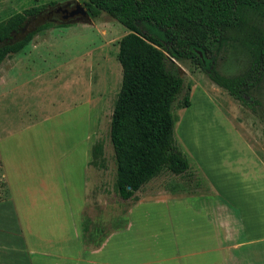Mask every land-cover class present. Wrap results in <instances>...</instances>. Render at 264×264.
<instances>
[{
	"label": "rangeland",
	"instance_id": "1",
	"mask_svg": "<svg viewBox=\"0 0 264 264\" xmlns=\"http://www.w3.org/2000/svg\"><path fill=\"white\" fill-rule=\"evenodd\" d=\"M71 1L0 0V20L34 5H43L46 11ZM249 19L264 31V11L250 12ZM50 21L54 25L37 32L0 64V72H4V78L0 76V134L6 128L3 134L9 137L4 156L8 165L11 162V189L19 201H48L45 195L57 191L62 176L83 175L78 159H83L85 149L82 152L78 146L89 145L86 163L93 159L94 164L88 174L89 199L82 216L86 247L97 245L121 227L127 208L137 201L158 198L173 190L181 194L207 192L208 181L217 190L237 196L240 190L234 181L240 180L241 172L246 177L260 178L264 184L262 171L249 155L253 152L264 167V75L253 91L257 103L249 108L211 82L194 60L173 59L182 78V90L172 106L176 116L173 137L189 169L181 175L162 171L134 193L136 200L119 198L113 186L115 165L109 123L121 79L116 59L118 40L128 30L103 12L90 20L62 24L54 18ZM212 54L216 69L225 75L241 72L248 63L246 51L234 42L213 47ZM185 95L190 105L187 107L182 106ZM82 101L89 113L88 125H83L80 112L69 111ZM183 127H187L186 136ZM95 144L101 145V152L93 158ZM99 193L103 196L97 198ZM6 195L7 188L0 181V202ZM17 229L16 217L7 203L2 204L1 264H25L21 254L16 259L19 262L12 261L14 251L21 248Z\"/></svg>",
	"mask_w": 264,
	"mask_h": 264
},
{
	"label": "trees",
	"instance_id": "2",
	"mask_svg": "<svg viewBox=\"0 0 264 264\" xmlns=\"http://www.w3.org/2000/svg\"><path fill=\"white\" fill-rule=\"evenodd\" d=\"M81 4L88 17L103 12L128 30L118 40L121 79L110 115L109 141L114 190L123 200H136L134 193L162 171L181 175L189 169L173 137L172 106L182 90V78L168 57L194 60L211 82L252 108L257 103L253 91L264 75V31L249 14L264 11V0H82ZM44 9L34 5L0 20V63L37 32L54 25L32 22ZM223 42H234L246 51L248 63L241 72L225 75L216 69L212 48ZM188 105L185 95L182 106ZM100 152L101 145L95 144L93 158ZM81 230L84 240L83 223Z\"/></svg>",
	"mask_w": 264,
	"mask_h": 264
},
{
	"label": "crops",
	"instance_id": "3",
	"mask_svg": "<svg viewBox=\"0 0 264 264\" xmlns=\"http://www.w3.org/2000/svg\"><path fill=\"white\" fill-rule=\"evenodd\" d=\"M2 73L1 70L0 76ZM69 111L80 112L83 125H88L84 101ZM183 129L188 135L187 127ZM1 130L6 132V128ZM3 133L0 181L6 186L7 195L0 207L7 203L16 217L21 247L14 251L13 262H19L16 259L21 254L25 264H264V184L260 178L246 177L240 169V180L234 181L240 190L237 196L217 190L208 181L207 192L168 191L158 198L137 201L127 208L121 227L105 235L96 246L86 247L81 223L89 199L88 174L93 167L91 159L86 163L90 145L87 148L76 143L79 150L85 149L83 159H78L83 175L62 176L57 191L45 195L48 201L22 203L11 189V162L8 165L4 156L9 136ZM249 155L264 177L258 157L253 152ZM102 196L99 193L96 197Z\"/></svg>",
	"mask_w": 264,
	"mask_h": 264
},
{
	"label": "water",
	"instance_id": "4",
	"mask_svg": "<svg viewBox=\"0 0 264 264\" xmlns=\"http://www.w3.org/2000/svg\"><path fill=\"white\" fill-rule=\"evenodd\" d=\"M52 18L60 20V24L78 19L90 20V17L87 16L82 4L74 0L66 4L55 5L46 11L43 10L38 15L34 16L32 20H35V24L38 25L44 21H50ZM2 44L3 43L0 42V46ZM168 59L174 63L172 58L168 57Z\"/></svg>",
	"mask_w": 264,
	"mask_h": 264
},
{
	"label": "flooded vegetation",
	"instance_id": "5",
	"mask_svg": "<svg viewBox=\"0 0 264 264\" xmlns=\"http://www.w3.org/2000/svg\"><path fill=\"white\" fill-rule=\"evenodd\" d=\"M69 8H71V7H69Z\"/></svg>",
	"mask_w": 264,
	"mask_h": 264
}]
</instances>
